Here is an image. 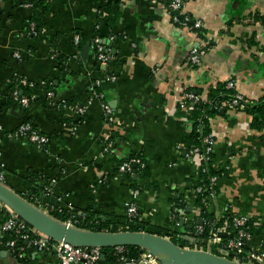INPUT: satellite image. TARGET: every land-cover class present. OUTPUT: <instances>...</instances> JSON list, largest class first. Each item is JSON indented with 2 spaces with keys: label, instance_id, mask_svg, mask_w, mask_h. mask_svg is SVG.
<instances>
[{
  "label": "crops",
  "instance_id": "obj_1",
  "mask_svg": "<svg viewBox=\"0 0 264 264\" xmlns=\"http://www.w3.org/2000/svg\"><path fill=\"white\" fill-rule=\"evenodd\" d=\"M37 1L0 5V122L12 131L31 121L50 142L38 147L0 133L3 183L24 195L35 177L53 190L50 214L72 206L121 229L137 186L139 225L171 229L192 247L203 221L192 190L201 166L186 156L194 145L193 121L180 99L189 89L207 98L230 80L251 101L264 96V0H184V10L201 21L200 30L174 22L168 0H45L43 26L33 31L28 4ZM96 38L112 54L107 65L99 62ZM194 46L207 53L192 66L188 56ZM59 55L66 58L63 67ZM112 73L116 80L97 85ZM15 90L34 99L23 106L14 100ZM95 90L101 97L92 99ZM48 91L66 106L52 105ZM253 119L232 108L212 116L213 166L221 173L217 193L206 204L215 216H248L247 248L264 252V126L254 127ZM136 156L146 168L134 174V186L117 167ZM181 195L184 208L173 203ZM4 221L0 216V264H59L56 254L33 249L34 256L29 248L31 262L13 256L5 245Z\"/></svg>",
  "mask_w": 264,
  "mask_h": 264
},
{
  "label": "built area",
  "instance_id": "obj_2",
  "mask_svg": "<svg viewBox=\"0 0 264 264\" xmlns=\"http://www.w3.org/2000/svg\"><path fill=\"white\" fill-rule=\"evenodd\" d=\"M2 2H4V0H0V5L2 4ZM28 5H32V3ZM183 6L184 0H169L166 10L172 17V20L180 26H186L192 30H200L202 28L201 21L194 19L189 13L184 10ZM32 25V29L33 31H35V24L33 23ZM110 37L113 40L115 38V34H112ZM75 39L78 42L80 40V37L76 36ZM95 43L99 50V62L102 65H107L112 59V54H110L109 50H107L108 52L105 50L104 46L101 44L100 38H96ZM206 53L207 50L205 47H192L189 51L188 63L192 66L199 65ZM15 55L20 57L19 53H15ZM116 78V75L113 73L107 74L103 80L98 79L96 83L97 85H99L102 81H114L116 80ZM226 88L232 91V93L229 95L230 98L228 100L222 101H210V104L214 109H220L224 106H228L232 109L242 110L251 103L250 99H248L243 94L234 92V80H230L229 82H227ZM47 96L52 105L58 107H60L61 105L66 106L64 102L56 100L55 93L53 91H48ZM13 97L19 104L23 106H28L30 104V101L34 99V96L22 95L17 90L13 92ZM100 97L101 94L95 90L93 92L92 99ZM201 100L202 99L200 95H198L193 90H188L180 99V108L184 111H190L192 109V105ZM76 107L78 110L84 113L85 109L83 107ZM105 108L107 111H109V108L106 105ZM207 117L209 118V121L212 118L211 115H207ZM204 127L205 123L203 121L198 128L199 132L201 133V144H194L192 147L186 150L187 157H196L198 159V162L201 166V172L207 171V163L212 159V154L214 152V146L216 143L214 134L212 132L206 134L203 131ZM4 132L9 137L24 138L38 147H46L50 142V136L37 129L31 121L21 122L12 131H6L3 124L0 122V133ZM110 148V143H107L104 146V150L106 152H109ZM133 163H135L134 166L139 165L142 170L146 168V163L142 161L141 158L136 157L121 164L119 166V171L121 173L132 172L135 174L132 168ZM4 178V166L0 163V182L3 183ZM217 179L218 175H211L209 177V180L211 182L209 188L211 189L207 199H205L206 203L210 196H214L217 193L215 185ZM205 190H207L206 185H199L196 188V192H203ZM52 194V188H46L41 196L42 198L35 201V205L41 210L49 213L47 208L49 205L48 199ZM132 195L133 199L126 203L127 226L129 223L134 222L138 216V205L136 200L140 195V189L138 187H134L132 189ZM0 208H7V211L9 213L7 219L3 224L4 233L6 234L7 232H12L16 236V238L6 240V248L13 256L19 259L25 258V256L28 254V248L31 247L36 250L37 253L50 252L56 254L59 258V264H98L103 255H105L106 257L110 256L116 264H161L160 256L155 255L148 250L144 251L139 258L130 259L125 255V246L111 247L112 249L110 251H106L103 247L100 246L82 247L75 246L64 241L53 240L43 235L35 227L28 224L25 220L20 218L14 211L9 209L1 201ZM68 209L69 210H67V212L69 213V217L64 222L77 226V224L85 220L87 216L86 212L74 210L72 206H69ZM221 217L223 216H216L217 220H219ZM249 221L250 218L248 216L231 214L230 219H225L223 225L217 227L211 233V235L206 238L201 236L204 232L203 221V224H199L196 226L195 235L198 238L195 244L189 248L204 249L211 252L219 251L221 252L220 255H226L236 261L249 264H264L263 251H254L247 248V244L252 237V232L247 227V223ZM223 233H225L226 235L224 236ZM177 237L180 238L181 235L177 234ZM17 240H23L25 242L24 245H18Z\"/></svg>",
  "mask_w": 264,
  "mask_h": 264
},
{
  "label": "trees",
  "instance_id": "obj_3",
  "mask_svg": "<svg viewBox=\"0 0 264 264\" xmlns=\"http://www.w3.org/2000/svg\"><path fill=\"white\" fill-rule=\"evenodd\" d=\"M169 2V0H168ZM167 2V3H168ZM33 6V14H32V18L31 21L32 23L35 24L36 30L40 29V27L43 26V22H42V18L43 15L45 14V12L48 9V3L45 0H38L37 2H35L34 4L32 3ZM64 59H66L64 56L59 55L58 60L61 63L62 66V62L64 61ZM63 67V66H62ZM13 89H15V86L13 87ZM189 90H193L194 92H196L198 95L201 96V101L196 102L195 104L192 105V109L189 111V118L193 121V131L191 134V139L194 142L195 145H200L201 141H200V137H201V133L199 132L198 128L200 126V124L204 121L205 123V127L203 129V131L207 134L210 131V121L208 116H213L215 113L221 112L224 108L228 109V106H224L223 108L220 109H214L211 104L210 101H222V100H228L230 98V94L232 93L231 90L226 88V84L225 86H221L220 88L213 90L210 92L209 96L207 98H204L200 93H198L196 90L194 89H189ZM234 92H236L234 90ZM14 98V97H13ZM15 100V99H14ZM16 101V100H15ZM251 101V100H250ZM17 102V101H16ZM18 103V102H17ZM59 108H63V106L61 105ZM248 113H251L252 115H254V119H253V125L254 127L260 128L264 126V96L262 98H260L259 100L256 101H251L250 104H248L244 109H242ZM214 152L212 154V159L207 163V171L206 172H201L200 175V179L198 180L197 183H195L194 187H193V191H194V195L196 196L197 199V203L201 206L202 208V216H203V221H204V232L202 233V237H208L211 235V233L217 228L223 225L224 220L225 219H230L231 214H225L223 215V217H221L219 220H217L216 216L214 214H211L207 211V204H206V200L209 193H210V185L211 182L209 180V177L211 175H220L221 171L215 169V167L213 166V161H214ZM138 157V156H136ZM139 158V157H138ZM122 163L118 164L117 170L119 171V166ZM135 163L132 164V168H133V172H135L137 175H141V167L139 165H135ZM145 170V169H144ZM130 181H132L134 183V186H136V181L134 180V173L132 172H123ZM147 173V172H146ZM37 179H33L34 182V187L27 193V195H23L25 198H27L28 201H30L31 203L35 204V201L38 199H41L43 192L45 191V187H42L39 182L35 181ZM199 185H206L207 190L203 191V192H196V188ZM137 187V186H136ZM176 206L178 207H185V202L183 201V195L177 197L174 202H173ZM52 215L55 216L56 218L65 221L68 219L69 217V213L65 210H58L55 209L52 212ZM87 216L85 218V220L83 222H80L79 224H77L78 227L81 228H85V229H89V230H100V231H121V230H138V231H147V232H151V233H156L159 235H163V236H168L170 237V239L172 241H174L175 243L185 247L187 245L186 242H188L187 240L183 239V238H178L176 236V232H174L173 230L169 229V230H160V231H155V230H147L145 226H141L139 225V220L136 218L134 222H131L128 224V226L124 227L123 229L120 228L119 224H117L116 222H113L112 220H103V219H93V217L91 216L92 213L87 212ZM9 213L7 211V208H0V216L3 217L4 220L7 219ZM176 217H178V213H176L175 215ZM250 221L247 223V227L248 229L252 232V228L250 226ZM12 238H16L15 234L12 232H7L5 234V240L8 239H12ZM18 245H24V241L23 240H17ZM191 244V243H190ZM106 251H110L112 248L111 247H107L104 248ZM125 255L130 258H139L140 255L146 251L145 249L141 248V247H137V246H125ZM214 251V250H213ZM217 254H221V252L219 251H214ZM107 259L111 262H114L113 259H111L110 256H107ZM24 261L27 262H31V254L30 255H26L25 258H23Z\"/></svg>",
  "mask_w": 264,
  "mask_h": 264
},
{
  "label": "water",
  "instance_id": "obj_4",
  "mask_svg": "<svg viewBox=\"0 0 264 264\" xmlns=\"http://www.w3.org/2000/svg\"><path fill=\"white\" fill-rule=\"evenodd\" d=\"M51 200L56 202L54 197ZM0 201L43 235L75 246L103 248L137 246L159 255L161 264H249L204 249L183 247L166 236L147 231H100L74 226L41 210L22 194L2 182H0ZM199 223L202 224L203 221ZM223 235L226 234L223 233ZM29 251L33 252L34 256L37 255L33 248L30 247ZM101 262H107L105 255L101 257L98 264Z\"/></svg>",
  "mask_w": 264,
  "mask_h": 264
}]
</instances>
